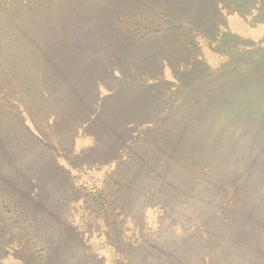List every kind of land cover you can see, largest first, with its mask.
<instances>
[{
	"label": "trees",
	"instance_id": "trees-1",
	"mask_svg": "<svg viewBox=\"0 0 264 264\" xmlns=\"http://www.w3.org/2000/svg\"><path fill=\"white\" fill-rule=\"evenodd\" d=\"M197 1L119 0L79 13L75 26L62 20L56 39L44 35L41 59L51 72L30 67L53 80L65 110L52 128L47 119L38 127L29 108L2 106L17 127L0 119V165L9 164L0 195L16 180L27 184L24 194L33 179L57 177L64 171L58 149L87 131L110 142L104 159L115 184L107 191L99 180L96 213L153 204L171 216L158 236L116 241V251L172 264H264V0ZM75 86L83 94L72 102ZM67 157L102 171L89 155ZM41 198H30L33 211ZM4 207L0 199V214ZM18 209L25 216L30 205ZM8 229L1 228L5 241ZM164 235L168 248L159 243Z\"/></svg>",
	"mask_w": 264,
	"mask_h": 264
},
{
	"label": "rangeland",
	"instance_id": "rangeland-1",
	"mask_svg": "<svg viewBox=\"0 0 264 264\" xmlns=\"http://www.w3.org/2000/svg\"><path fill=\"white\" fill-rule=\"evenodd\" d=\"M118 1L51 0L48 8L42 9V0H0V119L17 127L16 121L5 114L8 112L3 111L2 106L9 105L16 109L24 107L33 111V115L35 112V123L37 122L38 127L43 122L41 120L47 119L44 127L55 128L56 120L60 119L65 109L60 106L59 96L52 89L53 80L44 79L43 74H36L30 67L33 62H38L42 67L45 64L41 59L44 54V50L41 51L44 35L51 34L56 39L62 20L75 26L78 23H74V20L81 16L79 13H91L94 8L104 7L107 3L108 7L115 8ZM101 13L102 11H99L96 14ZM257 15L255 12L251 16L255 19ZM58 20L59 26L56 27L53 22L57 23ZM44 70L51 72V69ZM25 72H29L26 77ZM38 77L43 79L39 80ZM42 88L50 93L48 101L45 94L41 93ZM72 91L69 95L72 102L78 98L79 91L83 94V88L76 86ZM56 106L61 109H55ZM61 128L53 130L56 138L58 133L61 134L60 138L63 136ZM41 132L45 136L48 134L44 130ZM98 141L97 143L87 131L78 133L70 147L72 152L65 147L58 149L57 162L64 167L61 174L48 181L33 179L31 190L24 194H21V188L25 191L27 184L16 180L14 188L5 190L7 196L0 195L5 206L0 214V230L11 224V229L6 230L4 234L5 239L10 235V240L5 241L2 230L0 231V264H142L145 261L141 254L135 259L125 257L116 251L113 243L117 241L115 244L120 246L124 242H140L146 237L158 236L159 231L171 223V216L167 210L153 204L139 211L118 203L114 213L99 210L96 213L95 189L99 186V180L104 179L107 191L115 185L112 179L108 178L110 171L104 159V152L110 142L105 137ZM67 154L77 156L78 160L84 155H89L95 168L102 171L89 170L84 167L85 163L77 164V161L68 159ZM5 164L0 165V176L9 169V164ZM95 172H99L100 176ZM67 175L71 177L64 178ZM1 178L0 186L3 184ZM118 179L125 181V174L122 173ZM37 193L42 197V208L39 212L31 209L33 207L30 200L32 195ZM13 200L16 207L11 203ZM23 203L30 205L29 213L25 216L22 213L20 215L18 209ZM21 218H25V222L19 221ZM172 230L176 235L182 231L177 225L172 226ZM191 230L193 228L189 231ZM161 238L159 243L168 248V239L165 235ZM146 262L172 264L169 259L157 255Z\"/></svg>",
	"mask_w": 264,
	"mask_h": 264
}]
</instances>
